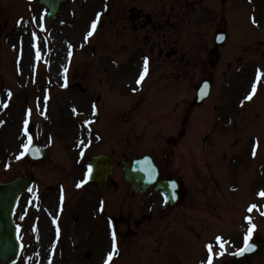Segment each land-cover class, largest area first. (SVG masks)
Returning <instances> with one entry per match:
<instances>
[{
	"label": "rangeland",
	"instance_id": "rangeland-1",
	"mask_svg": "<svg viewBox=\"0 0 264 264\" xmlns=\"http://www.w3.org/2000/svg\"><path fill=\"white\" fill-rule=\"evenodd\" d=\"M114 1L67 0L60 13L49 22L39 0H0V179L26 173L33 175L35 182L30 190L36 192L34 204L21 199V209L27 206L31 213H34L33 209L48 211L62 190L66 207L74 210L73 214L81 215L77 228L79 234H84L95 230L90 219L84 221L82 218L87 215L88 202L93 198L98 201L99 196L104 197L106 215L115 212L116 207H122L125 213L135 211L132 214L135 218L146 211L143 207L151 196L137 195L131 190L122 177L121 162L145 153L153 155L161 175L170 174L182 181L184 197L161 221L163 224L169 222L165 232L145 229L142 233L127 235L129 238L121 241V234L116 230V249L120 254L115 252L109 264H202L208 254L207 244H213V251H220L217 237L236 250L243 232L250 227L236 224V219L248 216L247 206H264V197L256 194L264 187V106L260 107L256 119L246 120L249 128L254 125L255 131L247 132L249 128L241 126L237 129V137L241 140L232 139L231 130H235V126L228 130L231 139L221 140L225 128L218 124L215 134L210 136L212 141H196L195 134L204 137L199 121L204 120L206 129L211 122H207L206 103L208 107L214 102L220 103L228 88L227 82L224 84V77H216L215 89L204 107L199 109L197 121L190 124L192 118L190 125L186 126L187 122L181 126L182 116L189 106L185 104L186 100L191 99L197 82H193L191 76L176 82L167 75L163 94L171 101L162 107L155 105L154 95L160 90L155 91L158 87L151 74L136 93L135 80L141 69L139 62H132L130 47H122L128 34L118 32L113 22ZM106 4L108 14L104 13ZM96 17L100 22L93 31L91 26ZM89 32H92L91 36H88ZM204 34L205 39L212 35L207 26ZM115 38L122 44L115 45ZM231 41L237 40L231 37ZM37 43L40 59H37ZM200 55L202 61L205 52L200 51ZM260 63L264 66V57ZM200 67L208 69V66ZM239 81H234L231 86L236 90L233 95L243 93V81ZM77 84L86 92L80 91ZM263 94L264 87L258 97ZM147 100L152 101V105L146 107ZM191 110L192 116L197 118V109L192 107ZM208 111L214 112L213 105ZM221 117L224 122L225 117ZM25 121L27 126H35L39 143L46 149L47 157L40 162L30 161L24 152L29 138ZM72 126L76 128L70 136ZM11 128L13 132H10ZM181 128L188 130V135L176 146L166 145L165 140L170 136L177 138ZM253 133L258 138L249 136ZM257 141L258 148L255 147ZM164 150L166 158L162 157ZM103 152L113 159L107 187L100 191L91 186L80 189L77 180L83 177L80 170L83 160L87 158L88 161L93 154ZM218 165L221 174L216 175L214 170ZM227 169L230 172H226ZM198 178H203L200 181H206L207 186L198 184ZM218 178L224 189L221 188V192L214 188ZM176 220L183 222V227L177 226ZM46 222L40 224L41 234L48 230ZM101 222V226L99 222L97 226L100 233L93 234L83 247L78 244V250L72 239L65 237L63 243L55 245L49 231L40 237L37 234L38 243L33 245L34 256L28 264H106L108 254L113 252L112 232L105 221ZM252 237L264 242V218L256 225ZM44 247L48 250L42 260L40 255ZM30 248L32 241H29ZM86 251L90 254L83 257ZM227 259L217 261L214 257L213 264H224L222 261ZM231 264H264V247Z\"/></svg>",
	"mask_w": 264,
	"mask_h": 264
},
{
	"label": "flooded vegetation",
	"instance_id": "flooded-vegetation-1",
	"mask_svg": "<svg viewBox=\"0 0 264 264\" xmlns=\"http://www.w3.org/2000/svg\"><path fill=\"white\" fill-rule=\"evenodd\" d=\"M206 0H115L113 9V22L117 31L128 34L127 41L123 44L139 52L146 51V59L150 61L151 78L156 83L166 81V77L181 82L185 77L192 76L200 78V53L199 32L201 25V5ZM208 23L213 33L223 30L226 33V41L218 47L217 62L226 60V72L230 82L243 81V93L240 96L227 94L229 110L239 104L241 109L254 111L255 115L264 106V96L258 97V77L263 78L264 66L260 63L264 57V0H212L207 3ZM235 18L241 22V27L233 33L237 41H230L231 24L233 13ZM239 12L240 16H237ZM205 15V14H204ZM253 23L254 25H251ZM120 42V40L117 38ZM225 45L229 48L226 50ZM214 47V40H210L205 50ZM224 49V52H223ZM262 54V55H261ZM212 56L208 53V61ZM253 59H257L255 62ZM234 65V66H233ZM153 71V72H152ZM228 72V74H227ZM210 80L217 74L207 70L206 75ZM256 93L252 99H246L253 86ZM241 92V90H240ZM240 98V99H239ZM166 103V97L160 96L155 105L161 107ZM191 103L185 109V113L192 114ZM228 109V108H227ZM231 113V112H230ZM229 114V113H225ZM191 116H183L182 126L189 121ZM183 134V133H182ZM25 202L28 196L23 197ZM62 198L49 210L50 219L56 220L53 226L56 235L61 234V229L68 231V223L72 215L71 209L64 206ZM21 201L15 212V220L18 224L21 238L28 237L33 231L40 232L41 217L36 219L26 218L25 206L21 209ZM21 209V210H20ZM86 211L90 215L91 224L95 226L97 233L98 221L102 211L97 210V202L88 204ZM117 221L132 220L136 225L142 224V219L126 217L119 214L115 217ZM34 221V229L28 227L29 222ZM66 231V232H67ZM66 235V234H65ZM23 254L26 250L23 246ZM22 264V261H20Z\"/></svg>",
	"mask_w": 264,
	"mask_h": 264
},
{
	"label": "water",
	"instance_id": "water-1",
	"mask_svg": "<svg viewBox=\"0 0 264 264\" xmlns=\"http://www.w3.org/2000/svg\"><path fill=\"white\" fill-rule=\"evenodd\" d=\"M62 2L64 0H41V3L49 9V20L59 11L58 6ZM206 92V88L202 90L197 100H202L207 95ZM27 151L33 158L43 156V152L34 143L29 145ZM93 160V166L96 164L93 174L96 175L99 170L104 169L100 177H96L94 181L98 184H103L107 174L111 172V161L105 156H99ZM122 169L124 171V178L130 182L132 188L136 191L145 190L146 187L155 182L158 175L157 168L148 156L133 159L131 162H124ZM30 181L31 177L25 175L21 178H16L12 182L0 183V264H10L17 258L19 245L12 216L20 193L27 187ZM169 184V181L158 182L157 188L163 189L169 201H173L175 197L171 192Z\"/></svg>",
	"mask_w": 264,
	"mask_h": 264
},
{
	"label": "snow or ice",
	"instance_id": "snow-or-ice-1",
	"mask_svg": "<svg viewBox=\"0 0 264 264\" xmlns=\"http://www.w3.org/2000/svg\"><path fill=\"white\" fill-rule=\"evenodd\" d=\"M92 30L94 31L95 28H96V23L93 22L92 24ZM92 35V32H89L88 33V36H91ZM33 36L35 37V33H33ZM37 40L39 39L38 37L36 38ZM85 39H87V37H85ZM37 47V59H40V52H39V44L37 43L36 45ZM147 65H148V61L147 59H145V62H144V72L141 74V77H140V80H138V83L140 81H142L144 79V76L147 74ZM261 75H264V74H261ZM258 80H259V77H258ZM256 93V86L254 85L253 88H252V92L251 94L246 97V99H252V96L255 95ZM10 95V93H9ZM5 107L7 105H4ZM93 108H95V106H93ZM31 114V110H29V115ZM85 123H90V121H85ZM27 124V121H25V125ZM27 131V129H25ZM81 143H83V141H81ZM29 144H31V137H29ZM29 144H25L24 145V148L27 150L29 148ZM259 146V142L257 141V144L255 147L258 148ZM253 155H255V149L253 151ZM92 172V165H89L88 166V173L91 174ZM83 183V182H82ZM78 187L81 186V185H77ZM175 187V185L173 184V188ZM31 191V190H29ZM258 195L264 197V191H261L260 193H258ZM167 199V198H166ZM258 206L253 204L251 205L249 208H248V211L251 212L254 208H257ZM264 214V213H262ZM246 220L248 221V224L250 225V227H248L247 231H246V234L244 236V245L243 247H241L240 249H238L234 254L235 255H243L245 252H248L250 250H253L255 248V245L253 243H250V240H251V237H252V234H253V231L256 229V225L254 223H252V219L251 217H246ZM217 242L219 243V248H220V251L219 253H217L216 255L218 256H223L226 249H225V246H224V242L222 240L221 237H217L216 238ZM112 241H113V252H110L108 254V262H110L113 258V254L116 252V233L115 231L112 232ZM206 248H207V251H208V257H207V260L205 262H202V264H213V244L209 243L206 245ZM107 264V262H106Z\"/></svg>",
	"mask_w": 264,
	"mask_h": 264
},
{
	"label": "bare ground",
	"instance_id": "bare-ground-1",
	"mask_svg": "<svg viewBox=\"0 0 264 264\" xmlns=\"http://www.w3.org/2000/svg\"><path fill=\"white\" fill-rule=\"evenodd\" d=\"M75 128H76V127L72 126L71 131H70V136L73 135V133H74V129H75ZM10 130H11L10 132H13V131H14L13 128H11ZM8 134H9V132H8ZM43 257H44V256H42V258H43Z\"/></svg>",
	"mask_w": 264,
	"mask_h": 264
}]
</instances>
